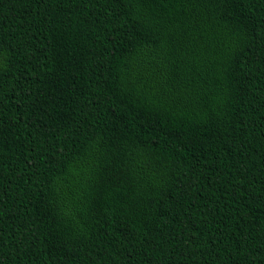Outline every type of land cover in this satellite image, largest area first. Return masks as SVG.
<instances>
[{
    "label": "trees",
    "instance_id": "trees-1",
    "mask_svg": "<svg viewBox=\"0 0 264 264\" xmlns=\"http://www.w3.org/2000/svg\"><path fill=\"white\" fill-rule=\"evenodd\" d=\"M0 264H264V0H0Z\"/></svg>",
    "mask_w": 264,
    "mask_h": 264
}]
</instances>
